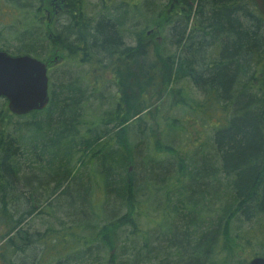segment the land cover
Returning a JSON list of instances; mask_svg holds the SVG:
<instances>
[{"label": "trees", "instance_id": "trees-1", "mask_svg": "<svg viewBox=\"0 0 264 264\" xmlns=\"http://www.w3.org/2000/svg\"><path fill=\"white\" fill-rule=\"evenodd\" d=\"M69 1L62 35L92 50L81 64L118 73L138 56L139 95L160 78L165 84L150 98L165 92L169 111L206 128H189L192 138L168 114L166 130L186 143L161 139L159 106L148 112L147 98L83 121L93 92L67 77L56 85L50 76L49 103L39 111L16 116L0 99V264H26L36 244L40 254L30 264H248L264 257V0H144L141 7L97 0L100 23L91 18L89 27L77 19L86 16L85 0ZM40 2L0 1L3 15L23 23L12 34L18 55L49 53ZM149 23L167 33L153 52ZM132 32L137 49L125 46ZM116 38L121 49L110 53ZM93 51L108 57L88 61ZM142 198L163 206L156 213ZM45 216L42 233L25 226Z\"/></svg>", "mask_w": 264, "mask_h": 264}, {"label": "rangeland", "instance_id": "rangeland-1", "mask_svg": "<svg viewBox=\"0 0 264 264\" xmlns=\"http://www.w3.org/2000/svg\"><path fill=\"white\" fill-rule=\"evenodd\" d=\"M2 2V0H0ZM119 1V0H118ZM152 2H157V0H151ZM261 1V0H260ZM96 3H98L97 0H85V4H84V12L86 14L87 17L92 16L96 10ZM111 3V1H110ZM117 0L114 1V3L116 5ZM133 5H135L136 7H141V5H143L144 0H132ZM1 8V7H0ZM6 9V8H5ZM4 11H7V9ZM7 13V12H6ZM4 13V15L2 14V12L0 11V50L6 51L11 55H18V53L16 54V47L17 45L14 44L15 43V39L12 36L13 33H21L22 30V21H18V20H13V18H11V14H9L7 16V14ZM46 20V23L49 25L48 27H46V32L49 30H52V23H50L49 18L45 17L43 19V21ZM14 21V22H13ZM17 21V22H15ZM162 25V24H161ZM154 26H156L155 24H148V28L147 30H150L152 28H154ZM158 28H156L158 30V32L156 33V35L154 36V39L151 41L150 44V52H153L152 49L153 47L151 46L154 42L158 45V46H165V42L163 41V39L165 38L166 40V35L167 33H165L164 31H161V26H158ZM146 30V31H147ZM146 31H145V35H146ZM52 34V33H51ZM167 42V41H166ZM125 44L128 45H132L133 41L130 38H126L125 39ZM59 47L60 50H62V47L59 44H56L55 47ZM167 46V45H166ZM168 47V46H167ZM160 48V47H159ZM56 49V48H55ZM60 50L57 52H51L46 54L47 55H51V57H54V60L56 58V61L58 62H54L55 66L53 67V69L51 71H49V76H53V78H55L53 81L54 83H56V80L58 78V76H63L62 74L65 73L67 75V78H74L77 80L78 83H82L84 86L88 85V90L92 91V99H90V101L86 104V107L88 108L89 112L85 113L84 117L81 120H86V119H91L92 117L96 116H105L108 115L112 112H114V107L120 106L122 105L123 108L126 107V103L130 102L132 103L134 100L135 101H141L144 98H147V100H145V104L147 105L148 108V112H150L151 109L156 108V106H159L158 108V126L157 128H165L164 123L162 122V117H166L168 116V114H170L171 117H174L175 119H177L178 121H176L177 123L180 121L181 123H184L186 125V128H188L189 133L192 135V138H198L193 134V131H191L189 128H206L205 125H200V126H193V122L195 120V117H191L190 114L188 115H183L182 112H173V110L170 109L169 111V102L170 100H172V97L168 94H166L165 92H163V94H158L155 95L156 93L151 95L150 98V93L153 92H157V89L160 91L161 88H163V85L165 84L164 81H162L160 78H157V80L154 81V83L152 84V87L149 89V93L147 95H139L140 94V89L139 87V80H141V82L143 81L141 78L139 77V57L135 56L132 60V62H130L128 65L124 64L125 66L122 67L121 70H119L118 73L115 72H111V71H102L100 69H98L97 71H94L91 67H89L86 64H81V60H83V57H80V55L76 56V57H69V60H66L63 56L64 53L60 52ZM167 53H169L171 50H173L172 47H169L168 49L166 48ZM135 53V51L133 52ZM45 56V58H46ZM49 58V57H48ZM148 58H152V54L150 53V55L148 56ZM90 70L91 74H87L86 77H84V75H86V73H88ZM64 74V75H65ZM84 77V79H83ZM66 78V77H65ZM81 80H78V79ZM50 79H52V77H50ZM92 84V85H91ZM159 86V87H158ZM158 87V88H157ZM176 87H178L176 85ZM90 88V89H89ZM122 90V92H121ZM131 92H134L133 94H131ZM193 92V91H192ZM153 96V97H152ZM196 98L199 97V95L197 94V96H195ZM156 98H158V100H155ZM170 99V100H169ZM144 101V100H143ZM160 101V102H159ZM3 103L0 101V113H3L5 109H7V105L6 108H4L3 110H1ZM8 110V109H7ZM143 117H145L146 120V127L150 128V124L153 126V128H155L156 124L154 123V121L152 119H150V116L148 115V113H143ZM16 119V118H15ZM42 118H40L41 120ZM79 119V120H80ZM193 119V120H192ZM20 122H24L29 120L28 118H21V119H17ZM15 122V120H14ZM126 125H129L127 122L123 124L122 127L120 128H125ZM190 125H192L190 127ZM113 127V126H112ZM85 128V127H83ZM132 128H137V127H132ZM170 134V135H169ZM169 135V136H167ZM164 137H166L167 141H169L171 139V137L174 138V145L176 146L177 144L183 142L186 143V140L182 139L181 136H178V134L176 132H168L166 130L165 134L161 135V139H163ZM130 141L133 145H138L140 143V141L135 138V140L131 137ZM182 143V145H183ZM180 145V146H182ZM161 193H156V196H159ZM152 195V194H151ZM144 200H148L149 198H142ZM154 200V201H152ZM159 199H152L150 198L149 201V205L151 206V209H154L153 211H155L156 213L158 212L157 210H161V206H163V204L159 205ZM157 202V203H156ZM161 203V202H160ZM46 219L50 220V218L48 217H44V219H36V218H32L31 220L26 222L25 226H29L30 228H32V230H30L31 232H40L42 233L45 229V227L47 226L46 223L44 222H50V221H46ZM44 220V221H43ZM44 223V224H43ZM40 248L41 245L40 244H36V247L31 246V249L28 250L27 255L24 257H30L26 264H30L31 262H33V260H37L39 254H40ZM243 258V257H241ZM55 260H48L45 264H54Z\"/></svg>", "mask_w": 264, "mask_h": 264}, {"label": "water", "instance_id": "water-1", "mask_svg": "<svg viewBox=\"0 0 264 264\" xmlns=\"http://www.w3.org/2000/svg\"><path fill=\"white\" fill-rule=\"evenodd\" d=\"M46 65L28 56L12 57L0 51V98L7 101L9 111L25 115L46 107L48 78ZM248 264H264L263 257H253Z\"/></svg>", "mask_w": 264, "mask_h": 264}, {"label": "flooded vegetation", "instance_id": "flooded-vegetation-1", "mask_svg": "<svg viewBox=\"0 0 264 264\" xmlns=\"http://www.w3.org/2000/svg\"><path fill=\"white\" fill-rule=\"evenodd\" d=\"M69 3H70L69 0H41L40 5H38V7L36 8V10L39 11L38 19H40V24L42 25L43 32L45 34L44 38L51 39L53 40V42L54 41L57 42L56 44H59L60 46H62L61 45L62 39L58 38L57 32H59V30L61 29V26L67 22V13H68L67 8L69 7ZM125 5L133 6L129 0H125ZM45 17L49 18L50 23H52L51 31L48 30L46 32V27H48L49 25L46 23V20L43 21ZM114 31L117 32V30H114ZM134 35L135 33L133 32L131 34L127 33L124 37V42L126 38H130L133 41V44L132 45L125 44V46L131 47L132 49H135V48L137 49V41ZM55 45L51 47L52 50L49 53L53 52L54 50H55L54 52H57V50L58 51L60 50L59 47L58 46L55 47ZM60 52H63L64 53L63 57L66 60H69L70 56L68 57V54H67L68 51L65 50L64 47H62V50H60ZM78 55H80V57H83V59L86 57L85 54H84L85 57L81 53L77 54V56ZM43 60L48 66V70L53 69V67L55 66L54 62L55 63L57 62L56 58L54 60V57H51V55H47L46 58H44Z\"/></svg>", "mask_w": 264, "mask_h": 264}, {"label": "bare ground", "instance_id": "bare-ground-1", "mask_svg": "<svg viewBox=\"0 0 264 264\" xmlns=\"http://www.w3.org/2000/svg\"><path fill=\"white\" fill-rule=\"evenodd\" d=\"M125 2V0H117V2ZM173 2H174V0H172ZM172 2V3H173ZM132 4V3H131ZM133 5V4H132ZM147 7H148V9H149V13H148V17H150V3H148L147 4ZM69 8V7H68ZM67 8V12H69V9ZM96 12H99V13H102L101 12V9H97L96 8V10H95ZM99 13H95L94 12V14L92 15V16H89V17H87V16H84V17H82V16H77V19L79 20V21H82V23H84V24H88V27L90 26V25H92V23H91V18H94L93 20H94V25H97V22L98 23H100L99 21H97V19H100V14ZM67 14H69V13H67ZM74 14L75 13H71V17H73L74 16ZM135 15H138V17H136V18H139V13H138V11L136 12V14ZM85 21V22H84ZM96 21V22H95ZM106 24H107V22H105ZM106 24H102V26H105ZM69 25H70V22L68 21V22H66L65 24H63L62 26H61V29L59 30V32H57L58 33V38L60 39H62V41L65 43L66 41H67V49L68 50H71V51H73V52H75V53H77V54H79V53H81V54H83V56H84V54L86 53V54H88L89 52H91L92 50L90 49V48H83V45L82 44H80V41H74V43H71V38L69 37V38H66L65 36H63L62 34H64L63 32H64V28H68L69 27ZM87 26H86V28H85V31L86 30H88V32H89V28H88ZM136 35V34H135ZM134 35V36H135ZM47 41H45V40H43V41H45L46 42V47L49 49L48 51L50 52L51 50H52V48H50V47H48V42H50L51 43V47L52 46H54L57 42H53V40H51V39H46ZM44 42V43H45ZM116 42V43H115ZM114 43H112V46L110 47L111 49H110V53H115V52H117V51H119L121 48L118 46V39L116 38V41H115ZM61 45H62V43H61ZM61 47H63V45L61 46ZM150 50V49H149ZM41 55H42V53H40ZM39 54V55H40ZM47 54V53H46ZM45 54V55H46ZM27 55H29V54H27ZM45 55L43 56V57H41V56H38V55H34V58H36L38 61H43V59L45 58ZM85 57V56H84ZM108 57V54L107 53H102V54H100V53H98V52H95V51H93V53H92V55L91 56H89L88 57V61H94V60H104V59H106ZM65 73H63L62 75H63V77H59L58 76V78H57V80H56V85H61V84H66V81H65V77H67V75L65 74ZM55 79V78H54ZM60 79H62L61 81H60ZM67 79V81H68V83H72L73 84V82H74V78L72 79V78H66ZM110 116H112V112L110 113ZM109 116V117H110ZM211 122H215L213 119H211L210 120ZM53 201V200H52ZM27 219V218H26ZM25 219V220H26Z\"/></svg>", "mask_w": 264, "mask_h": 264}]
</instances>
